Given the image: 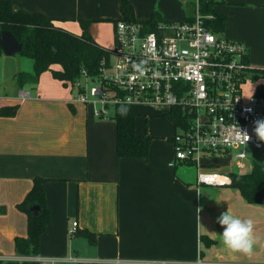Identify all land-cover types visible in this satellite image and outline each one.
Returning <instances> with one entry per match:
<instances>
[{"label": "crops", "instance_id": "obj_1", "mask_svg": "<svg viewBox=\"0 0 264 264\" xmlns=\"http://www.w3.org/2000/svg\"><path fill=\"white\" fill-rule=\"evenodd\" d=\"M120 1L13 0V7L61 20L62 28L80 25L81 19L97 21L90 32L100 44L103 23L122 19ZM129 1L138 21L158 13L165 21L179 23L187 19L185 3L199 0H173L186 16L179 21V13L166 10L163 2H156L142 19L136 0ZM216 1L217 13L227 18L225 36L245 43L251 65L264 69V0ZM254 58L261 67L252 63ZM14 83L0 96V107L19 106L15 117H0V264H20L28 258L15 251V239L27 236L28 223L17 205L37 176L47 180L51 212L41 238V258L58 259L57 264H264V200L251 204L230 186H199L195 178L186 179L185 165L193 164L170 165L175 132H159L169 125L167 120L130 111L136 116L137 134L155 138L148 158L121 159L115 121L97 116V104L92 105L93 114L89 104L72 102L73 85L55 79L50 71L37 85ZM24 93L30 97L23 98ZM227 210L253 221L256 243L251 255L223 244L217 217ZM75 221L77 231L96 234L95 244L70 234ZM203 237L214 240L212 246H206Z\"/></svg>", "mask_w": 264, "mask_h": 264}, {"label": "built area", "instance_id": "obj_2", "mask_svg": "<svg viewBox=\"0 0 264 264\" xmlns=\"http://www.w3.org/2000/svg\"><path fill=\"white\" fill-rule=\"evenodd\" d=\"M114 31L110 60L103 62L101 75L91 80L94 86L89 91L81 89L76 101L100 103L102 108L95 112L100 117L108 114L110 106L120 105L177 110L181 119L172 137L174 159L170 165L193 164L199 186L231 185V176L205 173L214 164L204 159L241 150L236 168L244 170L250 158L248 148L264 150V142L253 131L254 121L264 118V96L244 95L245 85L257 76L248 46L213 33L198 9L193 21H162L150 29L142 21L120 19ZM21 96L29 98L30 94ZM239 128L251 137L247 143L237 137ZM77 229L75 221L70 234ZM27 260L60 262L39 256Z\"/></svg>", "mask_w": 264, "mask_h": 264}, {"label": "trees", "instance_id": "obj_3", "mask_svg": "<svg viewBox=\"0 0 264 264\" xmlns=\"http://www.w3.org/2000/svg\"><path fill=\"white\" fill-rule=\"evenodd\" d=\"M216 0H199L198 4L187 2L186 21L194 20V13L198 9L205 18V25L216 35L223 36L226 30L227 18L218 14ZM122 19L138 21L135 10L129 0H121L119 6ZM61 20L50 18L45 14L15 10L13 0H0V33L10 31L22 45L20 56L32 59L33 73L19 72L15 80L19 86L37 85L41 75L50 71L55 79L64 84L75 85L83 79L94 80L101 75L104 61L111 58L112 49L100 45L91 35V27L97 22L81 19L82 33L74 34L58 25ZM119 20H114L116 24ZM165 21L158 13H154L150 20L142 21L152 29L159 22ZM2 49L0 47V55ZM257 74L264 75V69L254 68ZM258 95L264 96V85L257 89ZM19 106L0 107V117H15ZM178 126L181 116L177 110H172L166 116ZM112 119L117 128V154L119 158H148L154 136L139 135L136 132V116L127 106H116ZM225 155V154H224ZM211 169L218 168L211 165ZM230 187L241 192L245 200L251 204H260L264 200V162L255 161L248 174L232 172ZM46 179L35 177L33 186L17 208L27 214V236L15 239V251L24 257L40 255L41 238L51 222V212L48 208L45 191ZM37 207L34 213L31 209ZM3 211V209H1ZM73 236L86 237L91 244L97 241L96 234L89 230L77 231ZM206 246H212L214 240L203 237ZM20 264H40L25 260Z\"/></svg>", "mask_w": 264, "mask_h": 264}, {"label": "rangeland", "instance_id": "obj_4", "mask_svg": "<svg viewBox=\"0 0 264 264\" xmlns=\"http://www.w3.org/2000/svg\"><path fill=\"white\" fill-rule=\"evenodd\" d=\"M182 2V0H180ZM222 2V0H219ZM164 3L166 6V10L170 12L177 11L179 13L178 15V20L179 19H184L186 16H184V13L182 11V8L178 7V4L173 1V0H136V4L138 7L139 14L142 15V19H147V14H143L145 11L149 10L151 7H154L155 3ZM183 3V2H182ZM147 13V12H146ZM78 26V27H77ZM64 28L68 29L69 31H72L73 33L81 34L82 29L79 24H71V25H64ZM115 23L113 21L110 22H104L102 29H101V42L100 45H102L105 48L108 49H113L115 46V31H114ZM224 38L229 39V36H225V33L223 34ZM230 40V39H229ZM252 63L254 65H257L258 67H261V64H258L257 59H252ZM19 69L24 72L28 73H33V61L30 58L20 56V55H15L13 53H2L0 55V96H6L7 91L9 92L14 86H15V69ZM256 81L254 82H249L248 84L245 85L244 87V95L245 98H249L252 94L257 92V89L260 85H264V75L262 74H256ZM94 86V82H92L89 79H83L81 81V84L71 86L72 90V102L80 104L79 102L76 101V99L80 95V90H86L89 91L92 87ZM89 104V112H93L94 114V108ZM98 109L102 108V105L100 103L97 104ZM130 111H138V112H143L146 113L147 115H152V116H159L163 120H167L169 122V125H164L161 126L159 129V132L163 133L164 135H168V133L174 134L176 132V128L174 124L170 123L169 119L166 117L170 109L167 107H156V106H150L147 108H134L130 107ZM116 107L115 106H110L108 108V114L105 115L106 118H112L115 115ZM134 113V112H133ZM149 130V128H146ZM155 131V130H154ZM241 150H232L228 154L225 155H214V156H208L204 159V162H209L213 163L215 165H218L220 167H231L235 171H239L236 168V155L240 152ZM248 153L250 154V158L248 159L247 163L245 164V169L240 170L241 172H250L252 170V166L255 161L258 162H264V150H259V151H254L252 148H248ZM185 170H187L188 174L185 175L186 179H189V181L192 178H195L197 180V168L194 165H185ZM179 170V169H178ZM226 192V190H225ZM227 193V192H226ZM64 263V262H63ZM62 263V264H63Z\"/></svg>", "mask_w": 264, "mask_h": 264}, {"label": "clouds", "instance_id": "obj_5", "mask_svg": "<svg viewBox=\"0 0 264 264\" xmlns=\"http://www.w3.org/2000/svg\"><path fill=\"white\" fill-rule=\"evenodd\" d=\"M254 134L257 139L264 142V118L254 121ZM242 143H247L250 136L246 130L240 128L236 132ZM217 223L222 227L221 235L223 244L233 252L251 255L256 243L254 236V223L251 219H242L231 214L228 210L217 217Z\"/></svg>", "mask_w": 264, "mask_h": 264}, {"label": "water", "instance_id": "obj_6", "mask_svg": "<svg viewBox=\"0 0 264 264\" xmlns=\"http://www.w3.org/2000/svg\"><path fill=\"white\" fill-rule=\"evenodd\" d=\"M0 47L2 49V53L5 52V53H13L15 55H20L22 51V45L15 39V37L10 31H2L0 33ZM204 172L207 174L220 173L226 176H230L232 172H237V171H235L231 167H220V168L218 167L213 169L211 168L204 169ZM250 172H241L240 170L238 171V173L240 174H248ZM31 210L34 213H36L38 208L33 207Z\"/></svg>", "mask_w": 264, "mask_h": 264}]
</instances>
